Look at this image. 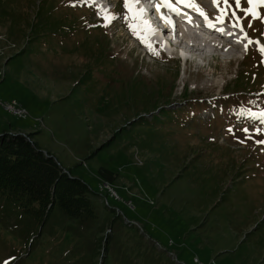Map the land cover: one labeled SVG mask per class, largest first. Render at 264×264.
<instances>
[{
	"label": "rangeland",
	"instance_id": "obj_1",
	"mask_svg": "<svg viewBox=\"0 0 264 264\" xmlns=\"http://www.w3.org/2000/svg\"><path fill=\"white\" fill-rule=\"evenodd\" d=\"M57 1L47 12L45 0L0 1V131L29 134L87 183L108 218L104 227L112 216L103 209L106 197L175 264H264V0H197L249 37L232 51L215 48L214 58L202 57L211 45L201 54L184 47L180 55L190 54V65L176 50L169 57L136 38L142 30L131 3L120 0L108 14L116 0H96L103 13L88 4L95 0H64L60 9L67 11L54 21ZM95 45L106 48L117 71H107L108 58H92ZM175 63L173 94L162 101L173 111L142 125L161 107L144 116L141 101L167 93L170 82L151 92L143 82L142 97L132 93L129 77L138 72L155 81ZM12 101L26 118L3 108ZM100 168L114 173L110 184L121 201L99 189ZM119 223L115 245L124 248L134 239ZM91 231L67 224L59 208L39 227L0 197V264H84ZM110 253L109 264H118L120 252L114 246Z\"/></svg>",
	"mask_w": 264,
	"mask_h": 264
},
{
	"label": "trees",
	"instance_id": "obj_2",
	"mask_svg": "<svg viewBox=\"0 0 264 264\" xmlns=\"http://www.w3.org/2000/svg\"><path fill=\"white\" fill-rule=\"evenodd\" d=\"M63 1L59 0L56 2L59 6L52 20L57 21L58 16L67 11L63 8L60 9ZM45 2L42 6L43 12L55 9L54 0L52 4L51 0H45ZM3 3L8 4V0H3ZM36 25L38 26V24ZM35 30L36 27L33 25L30 35ZM72 33L73 31H68V35ZM90 54L94 59L108 58L109 65L112 64V66L107 71H117L115 61L109 58L107 55L109 53L103 45L91 47ZM163 70L172 71L173 75L169 74L171 78H166L164 76L166 71L162 72V70L157 74L155 81L144 79L141 75H138V72H136L135 76L131 75L129 77V82H133L131 84L132 93L142 94V97L146 88L151 92L152 88L158 85L159 87L156 90L159 91L162 86L168 85V82H170L167 93L162 94L160 92L159 96L155 98L141 101V105H146V107L138 114H143L144 116H148L149 113L161 107L159 113L154 114L153 118L140 119L138 122H143L142 125H146L156 118L157 122H161L159 117H165L169 111H173L166 108L170 104H165L162 101L164 97H170L173 94V88L179 74V64L175 63L174 67ZM133 71L135 72V69ZM119 77L122 78V82H127L126 76L120 74ZM143 82H146L145 89L143 88ZM202 103L207 104L205 101ZM216 109L217 106L215 105V110L213 109V111H216ZM232 167L233 172L239 168L238 165H233ZM98 171L100 173L98 176L102 180L109 183L113 181V172L105 168H100ZM90 192L91 189L87 183L60 167L55 159L50 156L49 152L44 153L38 147L29 134L23 135L18 132L0 131V197L5 198L13 207L26 213L31 218V221L39 227L47 223L56 208L60 209L67 224L90 227L92 229L91 242L93 247L90 248L87 261L84 264H109L112 258L110 250L114 246L120 252L118 264H175L167 254L147 240L138 231V228L134 229V226H127L121 220V217L107 205H103V209L112 216L108 221V227H104L108 218L102 216L99 209H96ZM118 220L120 222L119 225L129 229L134 239V243L129 242L124 248H119L115 245L119 237L116 234L117 231L113 228V223ZM39 233L40 230L38 229L34 232L37 236Z\"/></svg>",
	"mask_w": 264,
	"mask_h": 264
},
{
	"label": "bare ground",
	"instance_id": "obj_3",
	"mask_svg": "<svg viewBox=\"0 0 264 264\" xmlns=\"http://www.w3.org/2000/svg\"><path fill=\"white\" fill-rule=\"evenodd\" d=\"M96 1V0H95ZM88 3H90V2H88ZM98 3V2H97ZM183 3H185L186 5H190V3L189 2H187V0H178L177 2H176V0L174 1V0H172V1H170V0H160V2H159V5L158 6H156V8H155V10H156V12H157V14L159 13V9H160V6L163 4V5H165L166 6V9L167 10H169V8H175V10L176 9H178V10H181L182 8V6H181V4H183ZM99 4V3H98ZM128 4V3H127ZM208 4V3H207ZM99 6H100V4H99ZM101 7V6H100ZM190 7H194V5H192V6H190ZM103 8V10H104V7H102ZM102 8H100V9H102ZM145 10L143 9V11H141V9L138 11V15L140 16L139 18H141V17H144L145 16ZM164 12H160L159 13V17H160V19H161V21L163 22L162 24H167V20H168V14H163ZM176 16H178L179 17V11H176ZM84 16H82V18H83ZM84 19V18H83ZM83 21V20H82ZM83 24H84V22H83ZM183 26H185V25H183ZM183 26H179V29H180V34H181V36L184 38V40H185V37H188V39L190 40V38L191 39H193V34L189 31H186V30H184L183 29ZM190 37V38H189ZM159 39V35H158V33L157 32H155V31H150L148 34H146L145 36H144V38H143V41L145 42V44H147L148 46H150V47H154L155 46V41H157ZM196 44H194L196 47L194 48V47H191V44L190 45H186L185 43H184V41L182 42V44H184L185 45V47L186 48H188L189 50H192V51H199L200 52V54L201 53H204V48L206 47V46H214L217 50H218V48H220V49H225V50H229V51H232L234 48H236L237 47V45H235V44H233L230 40H224L222 43H220V42H218L217 44L216 43H211V40L210 39H208V40H203V39H200L199 38V40H197L196 42H195ZM205 45V46H204ZM229 47H228V46ZM202 47H203V49H202ZM239 47V46H238ZM162 48L163 49H165L166 50V52L168 53V54H170L171 53V47H169V45L167 44V43H162ZM186 48H184V50L182 51V52H185L186 50ZM211 49V48H210ZM211 51H212V49H211ZM212 53H209V55H211ZM205 55H207L206 53H205ZM205 55H203V56H205ZM182 56V55H181ZM202 56V57H203ZM6 108L9 110V111H12L13 113H16V114H19V109H13L12 107H10L8 104H7V106H6ZM23 111V110H22ZM23 113H24V111H23Z\"/></svg>",
	"mask_w": 264,
	"mask_h": 264
},
{
	"label": "snow or ice",
	"instance_id": "obj_4",
	"mask_svg": "<svg viewBox=\"0 0 264 264\" xmlns=\"http://www.w3.org/2000/svg\"><path fill=\"white\" fill-rule=\"evenodd\" d=\"M214 2H215V0H214ZM227 2H228V0H225V3H227ZM248 3H249V4H252V3H253V0H248ZM141 11H143V9H141ZM246 11L251 12L252 9H251V8H248V9H246ZM201 15H203L202 12H201ZM245 47H247V45H246ZM261 51L264 52V48H262ZM262 115H264V113H262ZM244 131H247V129H244ZM258 131H259V130H258ZM260 143L264 144V141H260Z\"/></svg>",
	"mask_w": 264,
	"mask_h": 264
},
{
	"label": "built area",
	"instance_id": "obj_5",
	"mask_svg": "<svg viewBox=\"0 0 264 264\" xmlns=\"http://www.w3.org/2000/svg\"><path fill=\"white\" fill-rule=\"evenodd\" d=\"M10 107H12L13 109H18V108H15L14 105L12 104H8ZM19 115H24L23 111L19 109Z\"/></svg>",
	"mask_w": 264,
	"mask_h": 264
}]
</instances>
